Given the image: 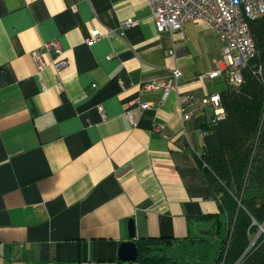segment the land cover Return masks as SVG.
I'll use <instances>...</instances> for the list:
<instances>
[{
    "label": "crops",
    "instance_id": "1",
    "mask_svg": "<svg viewBox=\"0 0 264 264\" xmlns=\"http://www.w3.org/2000/svg\"><path fill=\"white\" fill-rule=\"evenodd\" d=\"M52 39L68 66L38 73L33 53ZM223 46L204 21L159 33L148 0H0V264H140L119 256L132 226L138 245L209 234L221 205L201 101L228 84L201 74Z\"/></svg>",
    "mask_w": 264,
    "mask_h": 264
},
{
    "label": "trees",
    "instance_id": "2",
    "mask_svg": "<svg viewBox=\"0 0 264 264\" xmlns=\"http://www.w3.org/2000/svg\"><path fill=\"white\" fill-rule=\"evenodd\" d=\"M251 29L257 55L244 71V82L220 92L227 115L210 127L202 155L221 205L220 213L210 215L215 219L211 237L196 239L218 243L216 254L203 255L202 264H264V232L256 235L264 226V16L252 22ZM259 65L262 74L257 73ZM169 243L173 245L172 241L140 242L139 263L180 264L167 253L159 255ZM157 244L160 247L153 250H160L149 255Z\"/></svg>",
    "mask_w": 264,
    "mask_h": 264
},
{
    "label": "built area",
    "instance_id": "3",
    "mask_svg": "<svg viewBox=\"0 0 264 264\" xmlns=\"http://www.w3.org/2000/svg\"><path fill=\"white\" fill-rule=\"evenodd\" d=\"M153 12L155 25L159 33L175 31L184 28L188 21H204L211 28L219 32L224 39L222 57L218 61L220 67L201 77L212 79L224 75L229 86L239 87L244 82V71L252 59L257 55V46L251 29V23L264 16V0H148ZM136 23L134 19H127L124 25ZM101 34L95 30L85 39L87 43L99 40ZM55 53L50 61L45 59L44 53ZM42 52L34 51L33 57L37 64V72L43 71L46 66L52 65L59 70L68 66L63 45L59 39H52L43 44ZM173 55V50H170ZM257 73L262 74L263 66L259 65ZM183 71L176 67L168 81L164 83V93L160 105H164L171 93L178 89ZM156 82L146 84V87H156ZM136 101L139 102L138 99ZM201 103L212 107L213 116L211 125H216L226 118V109L221 94L214 92L203 97ZM141 107L147 103L139 102ZM99 111L105 116V109L100 105ZM182 112L181 108L178 109ZM131 124H136L135 115L131 110L125 113ZM187 117V116H185ZM160 126L157 128L159 129ZM209 129L204 131L207 136ZM184 132V131H183Z\"/></svg>",
    "mask_w": 264,
    "mask_h": 264
},
{
    "label": "rangeland",
    "instance_id": "4",
    "mask_svg": "<svg viewBox=\"0 0 264 264\" xmlns=\"http://www.w3.org/2000/svg\"><path fill=\"white\" fill-rule=\"evenodd\" d=\"M263 232H264V226H261L259 229V232L256 235L263 233ZM210 237L211 235L207 234L199 238L208 239ZM196 239L195 240L191 239L181 245H178V243L171 245L169 243L166 245L167 248L165 247L162 248L164 251L159 255L167 253L170 257H173V258L176 257L179 260L180 264H202L203 261L201 259L203 255H208L211 258L216 254L217 249H218V243L217 241L203 243V242L197 241ZM253 240H256V236L254 239V235H253ZM160 245L161 244L153 245L152 248L149 250V255L155 256L154 253L159 251L160 249L155 251L153 250V248H155L156 246L160 247ZM171 246L172 248L169 249ZM161 247H163V245ZM133 264H137V263H133Z\"/></svg>",
    "mask_w": 264,
    "mask_h": 264
},
{
    "label": "water",
    "instance_id": "5",
    "mask_svg": "<svg viewBox=\"0 0 264 264\" xmlns=\"http://www.w3.org/2000/svg\"><path fill=\"white\" fill-rule=\"evenodd\" d=\"M132 240L122 243L120 248V259L122 260H136L139 257V248L138 244L135 241V233L132 226L131 230Z\"/></svg>",
    "mask_w": 264,
    "mask_h": 264
}]
</instances>
